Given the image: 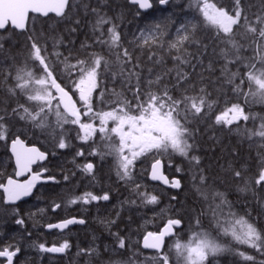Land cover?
Wrapping results in <instances>:
<instances>
[{
    "label": "trees",
    "instance_id": "obj_1",
    "mask_svg": "<svg viewBox=\"0 0 264 264\" xmlns=\"http://www.w3.org/2000/svg\"><path fill=\"white\" fill-rule=\"evenodd\" d=\"M207 1L232 11L233 0ZM189 2L190 0H174V3L184 4L186 10ZM191 2L194 3L195 0ZM243 2L248 9L249 20L255 17L254 14H261L260 9L264 7L261 0H243ZM70 3L71 12H68L66 17L32 15L29 19V27L35 28L37 34L46 37L49 53L63 54L59 60L53 57L50 61L58 64L53 74L62 86L68 82L60 74L67 75L64 57L69 56L70 49L59 44L61 37L65 42L69 39L74 41V49L79 52L72 50L73 56L87 59L95 53L109 62L106 69L102 68L99 76L100 87L98 92L93 94L96 101L94 110H107L108 105L118 99L132 100L127 90L129 84L122 83L126 78L131 84L136 83L137 77L129 76V70L138 73L145 84L148 80L155 81L160 76L164 84L171 88L178 72H192L190 63L181 61L194 62L203 51L204 45H209L203 58L205 68L211 59L216 61L214 64L216 71L214 74L203 71L205 84L198 87L207 86L208 79L219 80L220 83L207 88L208 92L212 93V99L219 100V103L214 104L209 112L211 119L207 123L205 120L193 121L191 115L188 117L187 126L195 131L194 139L189 140V143L194 144L190 156L195 155L200 158L199 168L190 161V157H182L170 150L164 155L156 152L147 153L136 162L131 180H121L117 175H111L109 180L106 179L103 192H107L110 199L99 203L91 201L85 204L78 198L96 189L95 185L91 186L87 182L86 173L82 169L86 162L92 161L88 158L89 152L104 153L103 151L107 150L108 153L106 143L93 139L76 144L84 153L79 164L82 169L79 170L74 167L73 159L70 160V164L63 160L67 158L61 151L56 150L55 144L58 143L59 138H64L66 143L78 140L80 132L72 125H64L63 128L57 125L54 110L46 117L45 130L32 127L30 123L26 124L23 121L16 123L12 131L19 134L23 129L24 134L20 138L29 144L40 146L51 156L59 158L60 169L55 178L57 183L60 182V187H43L32 199L14 205L13 207L19 210L18 216L11 207L0 204L2 213L0 214V250L6 248L15 250L16 247L20 249L13 264H110V262L129 259L133 264H144L153 262L152 258L157 253L146 251L141 247L143 236L148 232L159 231L168 219L181 216L182 226L175 230V235L166 241L164 248L173 264H179L178 255L174 251L176 241L186 243L196 233L208 230H215L220 235L219 238L229 244L232 250L226 256L210 257L206 264L211 261L215 262L214 264H264V252L250 245L240 244L230 236L224 237V228L230 227L232 222L239 220L252 224L264 236V190L253 183L257 178L260 160L264 157V137L259 136L260 125L264 123V120L260 119L264 117V104L257 102L255 97H247L245 111L257 118L235 123L231 126V132L221 130L219 125H215L212 130L207 127L212 124L216 115L225 110L223 101L219 99L223 93H228L226 98H232L233 103L245 101V97L237 100L231 93V89L239 85L241 79H244L241 88L245 93L256 91V86L247 81L243 73L247 71L245 65L248 63H255L258 68L261 67L259 55L256 53L257 45L260 43L258 37L246 32V22L242 20L241 26H234L231 41L223 38L216 40L215 29L207 25L198 12L187 10L185 19L190 23L188 32L183 35H188L189 39L181 40L176 32L178 25L173 23L175 17L172 16V12L179 9L150 12L145 19H138L135 15L136 8L129 7L128 0H70ZM95 8L100 9L101 14L106 13L108 17H114V23L120 26L118 30L121 39L118 45L93 44L96 36L101 32L105 33V39H108L107 27L110 26H96L98 17L92 12ZM141 16H145L142 11ZM76 19L81 23L76 34L70 36L68 29L76 27L74 23ZM146 24H151L153 27L142 35L140 29H144ZM23 39V36H14L11 43L5 44L4 51L0 52V112L5 108L11 112V108L16 107L18 103L25 104L30 110L33 106V102L26 101L27 94L17 89V71L23 68L27 72H32L33 79L40 78L43 73L38 70V65L26 59L27 52ZM82 44L93 46L81 48ZM174 44L176 47H172ZM124 49H128L133 56L132 63L127 66L122 63V56L118 58V54ZM177 57L179 59H176ZM236 57H241V62L228 64L227 67L231 72H239L241 75L229 85L222 76L221 69L227 60H235ZM137 62L138 66L133 69V64ZM67 63L74 64L76 60L70 58ZM148 69H152V72L149 73ZM196 71L202 69L197 68ZM221 85H223L222 91L214 92V89H221ZM158 87L163 85L154 84L151 89L145 90L155 92ZM99 91L105 92L104 105L99 103ZM7 153L8 145L0 142V183L8 176V170L2 166L8 158ZM154 157L163 160L164 171L169 177L177 176L181 179L179 190H171L149 181L148 167ZM106 158L105 156L104 160ZM100 159L103 160L102 157ZM177 166L182 169L181 172H176ZM201 169L205 170V175L214 177L215 182L210 179L206 184H201L198 180ZM233 171H241V177L234 178ZM49 172L52 174L53 171ZM103 176L105 177L106 174ZM74 177L81 184L80 194L83 196H78L76 199L78 200L76 209H70V206H65L64 202L63 205L60 203L63 195L69 198L74 194V188L79 187L77 181H69ZM136 185H140L139 193L156 195L159 202L157 204L143 202L141 196L134 191ZM75 193L79 192L76 190ZM218 193L223 195L219 196ZM0 201H2L1 196ZM57 204L60 207L58 213H54L52 209ZM61 216L63 218L76 216L84 219L85 223L71 227L59 236H50L44 231V225L50 219ZM209 217L214 219V227L212 223H208ZM17 218H23L24 224H15ZM109 221L114 223L109 224ZM115 233H119L128 242L126 249L120 250L119 254L115 251V245L118 243L113 235ZM65 241L70 247L61 254L41 252L39 249L41 243L59 245ZM89 249L97 251H88ZM82 252L86 254H81ZM173 253L176 254L174 258ZM238 253L251 256L253 260L247 261Z\"/></svg>",
    "mask_w": 264,
    "mask_h": 264
},
{
    "label": "snow or ice",
    "instance_id": "obj_2",
    "mask_svg": "<svg viewBox=\"0 0 264 264\" xmlns=\"http://www.w3.org/2000/svg\"><path fill=\"white\" fill-rule=\"evenodd\" d=\"M264 5V0H261ZM129 7H135V15L138 19H145L150 12L160 11L168 12L170 8L179 9L172 12L175 17L174 24L177 34L180 35L181 40H188V35H183L188 32V24L185 19L188 14L187 10L198 12L204 19V22L211 28H214L216 35L214 39H225L231 41L234 34V26H241V21L246 22V32L258 36L260 43L257 45L256 53L259 55V63L261 67H257L255 63H248L245 65L247 71L243 73V77L251 84L256 86V91H249L245 93L241 85L244 79H241L240 84L231 89L232 97L239 100L240 97H245L244 102H232V98L228 97V93H223L220 100L225 105V110L219 115L215 116L212 124L207 125L209 130H212L215 125H219L221 130L231 132L232 125L239 121L255 120L257 117L250 115L245 111L247 97H255L257 102L264 104V7L260 9L261 14H254L255 20H249L248 9L244 6L243 0H233L232 14L224 9H216L215 5L209 4L207 0H195L187 4V10L184 4L174 3V0H128ZM158 6V7H157ZM15 9L12 15H7L3 20H0V52L4 51V45L11 43L14 36H23V44L27 52L26 59L38 65V70L43 73L40 78L33 79V73L27 72L23 68L17 71V89L27 94L26 101L33 102V106H25V104H17L16 107L11 108V112L5 108L0 112V142L5 143L10 147V153L15 157V164L19 171L15 172L16 176L22 175L24 172L30 171V165L37 161L47 159V153L40 151L36 147L27 148L20 136L24 134L23 129L19 134L12 130L16 123L21 121L26 124L30 123L32 127L41 130L46 129V117L49 113L55 111L57 125L63 128L64 125L77 126L80 132L83 133L79 138L82 141H88L96 133H100L104 138L108 139L112 135L118 137V142L109 145V154L114 156L117 160V176L121 180H131L133 176V168L136 162L147 153L155 151L157 154L164 155L169 150L172 153H178L182 157H190V161L199 168L201 160L198 156L191 155L190 152L194 149V144L189 143V140L194 139L195 131L187 126L189 115L193 121L205 120L207 123L211 119L209 112L214 104H218L219 100L212 99V93H209L207 88L219 80L213 81L208 79L207 86L198 87V85L205 84V77L203 71H208L214 74L216 69L214 64L216 61L209 59L207 67L204 65V57L207 53L209 45H204L203 51L195 58L194 62L181 61L182 63H190L192 68L191 73L178 72L175 77V83L169 88L164 84L163 78L158 76L155 81L148 80L145 84L138 73L129 70V76L135 75L136 83L133 85L130 80L126 78L122 83L129 84L128 91L131 94L132 100L127 99L117 100L108 105L110 110H94L96 101L93 94L98 92L99 76L102 68L106 69L109 62L103 57L91 54L87 59H79L72 55V50L77 53L79 50L74 49V41L69 39L67 42L61 37L59 44L70 49L69 56L64 57L65 72L61 73V77L68 81L62 86L57 82V77L53 74L58 68V64L50 61L53 57L56 60L63 55L60 52L49 53V48L46 46V37L37 34L35 28L29 27L30 13L33 15L48 16L49 13H55L57 17H66L68 12H71L70 0H14L13 4L6 5ZM67 10V11H66ZM141 10L145 16H141ZM92 12L98 17L96 26L110 25L107 27V37L105 33L101 32L96 36L93 44L103 46L109 44L115 46L119 44L121 34L119 32V25L114 23V17H108L106 13L101 14L98 8L92 9ZM76 27L68 29V34L74 35L81 23L79 19L74 21ZM153 26L146 24L144 29H140L143 35L146 30H151ZM7 34V35H5ZM93 45H81V48L91 47ZM176 47V45H172ZM122 56V63L127 66L133 61V56L128 49H124L122 53L118 54V58ZM75 59L76 63H67L69 59ZM176 59H179L177 57ZM241 57H236L235 60H227L225 66L221 69L222 76L226 78L227 84H233L234 80L240 76L239 72H231L227 65L240 63ZM138 66L133 64V69ZM202 69L197 72L196 69ZM151 73L152 69H148ZM123 74V73H122ZM195 77L196 79H193ZM163 85L158 87L157 91L150 90L153 85ZM221 89H214V92H221ZM53 90L57 95L53 94ZM11 91V90H10ZM195 94H187V93ZM78 94V101L82 107H77V100L73 99L74 95ZM55 101V109H53V102ZM99 103L105 104V92L99 91ZM62 106V109H61ZM229 114H231L229 118ZM91 118L93 122L85 123L82 118ZM264 120V117H260ZM182 120L184 122H182ZM98 122L99 127L96 126ZM111 122L114 126L108 128L107 125ZM261 130L259 136L264 137V123L260 125ZM10 141V145L8 142ZM58 149H65L68 147L64 138H59L58 143L55 144ZM83 151L77 152V156H83ZM92 155H101L99 152H93ZM95 165L88 162L83 165L85 173H93ZM163 163L160 159L155 160L151 166V179L154 181H161L165 185H170L171 188L180 189L181 179L173 178L171 181L162 171ZM46 171V170H45ZM182 169L177 166L176 172H181ZM204 169L200 170L198 180L201 184H206L208 180L215 178L211 175H205ZM234 178H240L241 171H233ZM254 184L264 190V157L260 160L259 171ZM42 179V173L37 172L32 174L31 179L24 183L13 179L11 176L7 178L6 183H0V191L4 194V198L0 204L6 207H11L15 215L18 216L19 210L13 207L17 201L24 197L33 194V189L36 188L37 183ZM49 180L54 179L48 177ZM67 179V178H66ZM196 179V177H194ZM140 185H136V191L143 202L149 204H157L159 202L156 195L139 193ZM244 189H241L243 191ZM217 195L222 196V193ZM85 204L91 201L110 199L109 194L105 192L102 196L86 193L83 197L78 198ZM173 199H175L173 197ZM70 203H77V200H72ZM59 208L60 205H55ZM199 221H197L198 223ZM84 219H77L75 217L63 220L56 224H48L49 229H67L72 224H84ZM114 221H109L113 224ZM15 224L23 225L24 219H15ZM183 224V217L170 218L166 221L165 226L160 231L153 233L149 232L144 237L143 247L145 249L155 250L157 255L153 257L154 264H169L168 253L164 251L166 237L175 235L174 230L181 227ZM225 234L231 235L232 239L240 244L250 245L252 248H257L264 252V236L247 221H234L230 227L224 228ZM118 243L115 245V251L119 254L120 250H125L127 241L119 233L113 234ZM11 247V246H10ZM70 247L69 243L65 241L59 246L53 245L51 247L45 244H39L41 252L48 253H64ZM175 250L178 256L185 259V264H206L209 255L215 256L218 253L229 251L228 248L210 240L206 233L198 232L187 243L176 241ZM20 251L18 247L14 251H9L7 248L0 251V257L7 258V264H13V257ZM88 251L95 252L97 250L89 249ZM86 254V253H81ZM136 253L134 252L133 255ZM247 261H252L253 257L246 256L244 253H238ZM110 264H133L132 260L115 261Z\"/></svg>",
    "mask_w": 264,
    "mask_h": 264
},
{
    "label": "flooded vegetation",
    "instance_id": "obj_3",
    "mask_svg": "<svg viewBox=\"0 0 264 264\" xmlns=\"http://www.w3.org/2000/svg\"><path fill=\"white\" fill-rule=\"evenodd\" d=\"M222 9H224L225 11H228L229 14H232V11L226 9L225 7H220ZM256 17H254L253 19L251 20H255ZM258 37V36H257ZM256 37V38H257ZM73 99L74 100H77L75 95L73 96ZM77 107H82L80 106L78 103H77ZM107 110H110V109H107ZM83 122L85 123H88V122H93L91 120V118H82ZM96 123V126L99 127V124L98 122H95ZM108 128H111L113 127V124L111 122H109V124L107 125ZM78 128V127H77ZM80 135H83V133L81 132ZM80 137V136H79ZM95 140V141H100V142H104L106 143L108 140L106 138L103 137L102 134L100 133H96L90 140ZM81 141V139L79 138L78 140H73L71 141L70 143H67L68 144V147H66L65 149H56V150H59L62 152L63 156H65L67 159H63L65 160L67 163L70 164V160L73 159V164H74V167L78 168L79 170L82 169V167H80V161H81V157L82 156H77V152H80L82 151L81 147L78 145L76 146V144H80L79 142ZM28 145H36V144H29L27 143ZM38 146V145H37ZM41 150H43L44 152H46L48 155H47V159L44 161V162H40L38 161L36 164L32 165L31 166V169L30 171H28L22 178L21 180H25L27 179L30 175L32 174H35L37 172H41L42 173V176L43 177H53L54 179H52L51 181L49 182H46V183H40L33 195L29 198V199H32L36 194L37 192L43 188V187H46V186H52V187H60L59 186V183L56 182V175L59 173V169H60V162L59 161V158L57 156H51L46 150H44L43 148H41L40 146H38ZM95 152V151H93ZM93 152L89 153V154H92ZM104 152V151H103ZM8 158L5 162H3L2 166L5 167V169L8 170V176H6L1 183L5 182V180L11 176V177H14L15 176V172H16V166H15V163H14V159L13 157L10 155V153L8 152ZM101 156L103 158V160L100 159ZM107 157L105 160H104V157ZM110 154L108 153H101V155H95L94 157H91L89 155V159H91L92 161H88V162H92L94 163V165L96 166L95 167V170L93 173H86V178L88 179L87 182H89V184L91 186H94L96 187V189L92 192H89V193H92L93 195H97V196H102L105 192H103V190L105 191L104 189V182L106 181V179L109 180V177L111 175H117L116 172H117V160L115 157H111L110 158ZM87 162V163H88ZM152 162V160L150 161V163ZM86 163V164H87ZM150 163H149V167H148V173H149V169H150ZM46 170V171H45ZM50 170H52V174L49 172ZM83 170V169H82ZM84 172V171H83ZM85 173V172H84ZM106 174V176L104 177L103 175ZM69 181H77L74 177V179H69ZM78 182V181H77ZM79 183V187L78 188H74V194L71 195V197H65L64 195L62 196V201L60 204L63 205V202H64V205L65 206H70V209H76V207L78 206V200H77V203L73 204V203H70V201L72 200H76L78 198V196H81L80 194V189H81V184L80 182ZM59 189V188H58ZM56 189V190H58ZM78 191L79 193H75V191ZM0 196L3 200V193L2 191H0ZM28 199V200H29ZM65 199H67L66 201H64ZM27 200V199H26ZM104 200H97V201H93L95 203H99V202H102ZM24 202V201H23ZM21 203V202H20ZM53 212L54 213H58V208H56L55 206L53 207ZM64 212V211H62ZM68 217H72V216H66L63 218V216L61 217H54L52 219H50L49 222L46 223V225H44V231L49 234L50 236H59L60 234L64 233L66 230L69 229V227L64 230V231H57L55 229H52V230H48L46 229L47 227V224H50V223H54V222H57V221H60V220H63L65 218H68ZM72 227H75L72 226ZM71 228V227H70ZM54 238H57V237H54ZM62 243H60L61 245ZM48 246L49 245H53V244H47ZM45 245V246H47ZM4 262L3 259H0V264H2Z\"/></svg>",
    "mask_w": 264,
    "mask_h": 264
},
{
    "label": "water",
    "instance_id": "obj_4",
    "mask_svg": "<svg viewBox=\"0 0 264 264\" xmlns=\"http://www.w3.org/2000/svg\"><path fill=\"white\" fill-rule=\"evenodd\" d=\"M13 2H14V0H0V20H3L7 15H12L13 13H14V11H15V9L14 8H12V7H6V5H11V4H13ZM141 11H143V10H141ZM51 14H53V15H55V13H49L48 15H51ZM29 15H33V14H29ZM39 16H42V15H39ZM56 16V15H55ZM42 17H47V16H42ZM21 139V138H20ZM22 140V139H21ZM9 145H10V143H9ZM24 145H25V147H27V148H31V147H36V148H38L37 146H29V145H27L25 142H24ZM39 149V148H38ZM40 150V149H39ZM41 151V150H40ZM9 152H10V147H9ZM11 154V153H10ZM11 156L13 157V159H14V163H15V157L11 154ZM45 160H43V161H40V162H44ZM38 162V161H37ZM36 162V163H37ZM155 162V161H154ZM153 162V163H154ZM36 163H34V164H36ZM152 163V164H153ZM163 163V162H162ZM34 164H32V165H34ZM152 164H151V166H152ZM32 165H30V169H31V166ZM15 166H16V164H15ZM151 166H150V170H149V180L151 181V182H153V183H158V184H160V185H162V186H164V187H168V188H171L170 187V185H165V184H163L161 181H154V180H152L151 179ZM17 171H19V169L17 168V166H16V172ZM162 171H163V174L165 175V176H167L165 173H164V167L162 168ZM27 172H24L22 175H20V176H16L15 175V177H12L13 179H15V180H18L20 183H24V182H26L27 180H29V179H31V176L32 175H30L27 179H25V180H21V178L26 174ZM174 178H177V177H174ZM169 179V178H168ZM173 179V178H172ZM172 179H169L170 181L172 180ZM6 181H7V179L5 180V182L4 183H6ZM50 180L48 179V178H46V177H42V179L37 183V185H36V187L40 184V183H46V182H49ZM36 188H34L33 189V192H34V190H35ZM171 189H174V188H171ZM174 190H178V189H174ZM31 196V195H30ZM30 196H28V197H24V198H22L20 201H17L16 203H18V202H21V201H24V200H26V199H28ZM73 218V217H72ZM70 219V218H69ZM66 220V219H65ZM63 221V220H62ZM59 222H61V221H59ZM59 222H56V223H59ZM56 223H54V224H56ZM74 225H76V224H72V225H69V227L70 226H74ZM80 225H82V224H80ZM165 226V225H164ZM164 226L161 228V229H163L164 228ZM48 230H52V229H49V228H47ZM53 229H56V228H53ZM160 229V230H161ZM56 230H58V231H64L65 229H63V230H61V229H56ZM159 230V231H160ZM174 232H175V230H174ZM149 233V232H148ZM156 233V232H155ZM146 235H147V233H146ZM145 235V236H146ZM144 236V237H145ZM144 237L142 238V240H141V246H142V248H144L143 247V242H144ZM167 238H169V237H166V239ZM166 239H165V241H166ZM145 249V248H144ZM146 250H150V249H146ZM150 251H155V250H150ZM17 255H18V253H17ZM16 255V256H17ZM1 259H4L5 260V262L3 263V264H7V258L6 257H0ZM13 260H14V257H13ZM169 264H172L171 262H169Z\"/></svg>",
    "mask_w": 264,
    "mask_h": 264
},
{
    "label": "rangeland",
    "instance_id": "obj_5",
    "mask_svg": "<svg viewBox=\"0 0 264 264\" xmlns=\"http://www.w3.org/2000/svg\"><path fill=\"white\" fill-rule=\"evenodd\" d=\"M208 2V1H207ZM209 4H212V5H215L214 3H209ZM215 7H216V9H221L220 7H217L216 5H215ZM75 97H76V99H77V103L80 105V103H79V101H78V94L77 95H75ZM81 106V105H80ZM230 116H231V114H229V118H230ZM50 122H52V120H50ZM114 126V125H113ZM77 130L80 132V130L77 128ZM110 138H113V139H115V143L116 142H118V137H116L115 135H112ZM108 149H109V147H108ZM109 151H110V149H109ZM91 157H94L95 155H92V154H89ZM207 195H209V193L207 192ZM81 196H83V195H81ZM0 214H2L1 212H0ZM208 220H209V222L208 223H212L213 224V227H214V219H212V218H208ZM214 229H216V228H214ZM203 233H206L207 234V236H208V238L210 239V240H213V241H215L216 243H218V244H221L222 246H224V247H226V248H228L229 249V251H226V252H222V253H218V254H216L215 256H226V254L227 253H229L231 250H232V247L229 245V244H227V243H225L224 241H222L219 237H220V235L215 231V230H208V231H204ZM226 236H230L231 237V235H230V233L229 234H225L224 233V237H226ZM192 237L193 236H191L190 238H189V240L187 241V242H189L191 239H192ZM232 238V237H231ZM233 241V240H232ZM186 242V243H187ZM175 251V253H176V250H174ZM215 256H213V255H209V257H208V259L210 258V257H212V258H214ZM174 257H176V254H174L173 253V258ZM177 260H178V262H179V264H185V259L183 258V257H177ZM176 260V261H177ZM170 261V260H169ZM208 261V260H207ZM207 261H206V263H207ZM215 262H209V264H214ZM144 264H154V262H152V261H149L148 263H144Z\"/></svg>",
    "mask_w": 264,
    "mask_h": 264
},
{
    "label": "bare ground",
    "instance_id": "obj_6",
    "mask_svg": "<svg viewBox=\"0 0 264 264\" xmlns=\"http://www.w3.org/2000/svg\"><path fill=\"white\" fill-rule=\"evenodd\" d=\"M77 219H81V218H77Z\"/></svg>",
    "mask_w": 264,
    "mask_h": 264
}]
</instances>
